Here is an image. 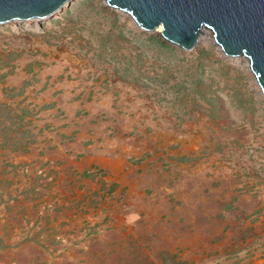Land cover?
Returning a JSON list of instances; mask_svg holds the SVG:
<instances>
[{
    "label": "rangeland",
    "instance_id": "obj_1",
    "mask_svg": "<svg viewBox=\"0 0 264 264\" xmlns=\"http://www.w3.org/2000/svg\"><path fill=\"white\" fill-rule=\"evenodd\" d=\"M29 20L0 25V264H264V100L245 60L99 0ZM104 140L123 185L60 168Z\"/></svg>",
    "mask_w": 264,
    "mask_h": 264
},
{
    "label": "water",
    "instance_id": "obj_2",
    "mask_svg": "<svg viewBox=\"0 0 264 264\" xmlns=\"http://www.w3.org/2000/svg\"><path fill=\"white\" fill-rule=\"evenodd\" d=\"M71 0H0V25L56 16ZM142 31L191 50L201 31L210 33L224 58L245 60L264 98V0H101ZM159 27V29H157ZM157 29V30H156Z\"/></svg>",
    "mask_w": 264,
    "mask_h": 264
},
{
    "label": "crops",
    "instance_id": "obj_3",
    "mask_svg": "<svg viewBox=\"0 0 264 264\" xmlns=\"http://www.w3.org/2000/svg\"><path fill=\"white\" fill-rule=\"evenodd\" d=\"M75 134L77 135V132L76 133L74 132L73 136ZM86 135L87 134L84 133V136ZM75 137H76L75 139H78L77 143L75 144L82 145L80 142L82 138L79 137L78 135ZM105 141L106 140H104V143L102 142L101 144H98L96 146L93 143L85 144L84 155H81L77 159H70L66 157L65 161L61 164L60 168L64 171H69V172H71L72 170H74L75 172L77 171L81 172L91 167H97V168L99 167L102 169V171H104V179L106 180L107 184H108V175L110 174L111 176L114 175L120 177L121 184L123 185L124 182L129 179L126 177V175L128 174V169L124 170L122 157L119 156L112 157L110 154H105L108 152V142ZM129 150L134 151L135 155L138 153L137 150L135 149L131 148ZM99 226L102 227V225ZM55 230L57 229L54 228V231ZM56 237L57 235L54 234L55 239H57ZM61 245L65 246L64 242L61 243Z\"/></svg>",
    "mask_w": 264,
    "mask_h": 264
},
{
    "label": "bare ground",
    "instance_id": "obj_4",
    "mask_svg": "<svg viewBox=\"0 0 264 264\" xmlns=\"http://www.w3.org/2000/svg\"><path fill=\"white\" fill-rule=\"evenodd\" d=\"M100 2H101V0H99ZM118 12V11H117ZM122 17H127L128 19H129V23H132L133 24V22H132V20H130V18L128 17V16H125L123 13H121V12H118ZM29 20V19H28ZM12 21H14V20H12ZM28 23L30 24V25H35L36 23H37V20L36 19H30L29 21H28ZM157 29H159V27L157 28ZM208 42H210V43H212L213 45H214V43L212 42V40H211V37H210V33L209 32H207V31H201L200 33H198L197 34V41H196V43H195V45L196 44H199V43H208ZM194 45V46H195ZM197 46V45H196ZM193 49V48H192ZM217 50L220 52V50H219V48L217 47ZM226 59H228V60H230V61H232V62H234V63H238L240 60H239V57H232V58H226ZM247 72L251 75V73L247 70ZM251 78L253 79V77L251 76ZM252 84H254V87L257 89V91H258V95L264 100V98L262 97V95H261V93H260V91H259V89H258V87H257V85H256V83L254 82V79H253V83Z\"/></svg>",
    "mask_w": 264,
    "mask_h": 264
}]
</instances>
